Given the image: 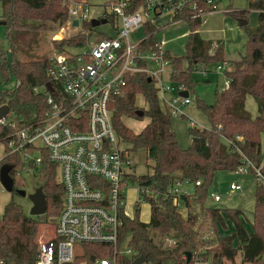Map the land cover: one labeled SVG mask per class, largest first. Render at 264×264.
I'll list each match as a JSON object with an SVG mask.
<instances>
[{
    "label": "trees",
    "instance_id": "1",
    "mask_svg": "<svg viewBox=\"0 0 264 264\" xmlns=\"http://www.w3.org/2000/svg\"><path fill=\"white\" fill-rule=\"evenodd\" d=\"M75 1L88 3V0ZM0 2L3 7L1 18L11 41L14 34L20 40H29L30 36L34 43H39L42 31H56L69 20L70 0ZM142 2L127 0V11L137 10ZM210 10L212 7L205 4L196 8L186 6L179 8L172 17L173 22L184 21L189 26L186 53L174 56L167 52L172 67L169 78L175 85L195 87L198 83L194 78L195 71L227 61L223 43L204 39L199 33L202 24L200 12ZM251 10L259 12L258 25L255 28L248 27L247 23L243 25L247 33L246 49L238 60L229 62L230 68L226 70L229 86L216 90L214 103L199 101L211 127L190 126L191 145L188 148L180 146L172 126V116L162 109L158 87L147 73L128 75L124 93L110 103L118 134L131 150L144 148L147 158L152 161L153 173L135 174L133 180L147 185L152 183L158 191V195L150 199V220H141L139 210L134 218H125L120 242H127L138 255H144L153 264H193L195 257L210 264H224L226 260L234 259L239 251L242 264H264V185L256 182L251 230L245 225L242 209L206 205L217 171H236L247 159L264 169V0H249L247 7L231 9L228 13L235 19L247 20ZM169 24L145 22L139 49L155 50L159 42L158 33ZM94 28L92 20L84 22L80 33L53 40L55 49L65 52L84 46L88 38L86 32ZM12 44L14 46V42ZM51 66L49 57L16 60L13 55H0L2 78L8 80L13 74L17 79L15 88L0 92V106L9 108L5 122L0 123V143L5 146L0 167L3 164L12 166L10 175L14 179L26 161L21 152H11L9 148L10 140L15 138L11 122L34 128L41 124L48 104L46 95L42 91L36 92L35 88L47 84ZM138 93L144 95L148 104L147 109H142V116L138 114L141 108L136 103ZM249 95L257 104L254 116L246 107ZM123 116L147 117L149 122L137 133L124 123ZM30 151L42 157L38 165L33 162L29 165L33 167V174L39 176V186H43L46 194L47 210L42 215L29 214L13 198L5 205L0 214V260L5 264H36L40 227L44 223H52L48 217L58 216L63 206L64 187L57 180L58 165L44 151L34 148ZM176 180H186L192 185V190L183 195L184 214L171 198L162 195ZM197 181L200 184H196ZM12 193L18 194L16 191ZM203 225H209L210 235L203 234ZM164 237H170L176 243L165 245ZM80 251L69 264H95L97 258L113 253V248L107 243H83ZM188 252L191 253L189 260ZM118 258V264L130 261L127 257L118 255Z\"/></svg>",
    "mask_w": 264,
    "mask_h": 264
},
{
    "label": "built area",
    "instance_id": "2",
    "mask_svg": "<svg viewBox=\"0 0 264 264\" xmlns=\"http://www.w3.org/2000/svg\"><path fill=\"white\" fill-rule=\"evenodd\" d=\"M219 0H143L135 11H127V0H111L99 18L111 22L115 33L96 37L87 31V42L78 52H54L49 58V81L36 87L46 95L48 109L41 124L17 126L15 138L9 142L11 152H21L25 164L22 173H32L29 162L39 164L41 156L31 149L44 151L49 159L58 165L57 180L64 187L63 206L52 220V230L39 235L36 264H69L74 261L83 243H107L113 253L97 258L95 264H118L120 257L130 258L131 264L140 255L120 242V230L125 218H134L146 203L151 209V200L158 195L152 183L149 185L133 180L134 152L114 127L113 110L110 103L124 93L128 75L145 72L155 80L162 109L171 116L185 115L183 107L191 102L188 88L166 81L171 73V62L167 56L165 41L159 40L155 50L142 51L139 44L144 38V23H158V19L171 15V20L181 7L196 8L205 4L215 10ZM89 3L70 0L68 24L73 21L83 26L88 19ZM205 12L201 11L203 16ZM141 32V34H140ZM218 70L230 68L228 61L216 65ZM170 79V78H169ZM227 77L225 87L229 86ZM174 93L171 97L168 94ZM189 93V92H188ZM145 109L146 106H139ZM5 117L0 118V123ZM192 127L197 123L190 120ZM239 171H253L257 181L264 185L263 166H256L246 160ZM154 183V182H153ZM188 181H174L162 193L171 198L178 210H186L183 195L189 190L184 187ZM196 184H200L197 181ZM135 192V213L127 209V192ZM231 190H240L236 183ZM215 201L221 195L211 192ZM141 219V218H140ZM142 220V219H141ZM176 241L166 238V245ZM230 263V260H226ZM0 264H5L0 260ZM142 264H153L145 261ZM174 264V263H170ZM193 264H210L195 257Z\"/></svg>",
    "mask_w": 264,
    "mask_h": 264
},
{
    "label": "rangeland",
    "instance_id": "3",
    "mask_svg": "<svg viewBox=\"0 0 264 264\" xmlns=\"http://www.w3.org/2000/svg\"><path fill=\"white\" fill-rule=\"evenodd\" d=\"M111 0H88L90 3L88 7V19H99L107 7L105 4ZM222 1V0H221ZM224 1V0H223ZM249 0H236V4L240 6V8L247 7ZM221 3V2H220ZM223 3V2H222ZM218 7V6H217ZM3 12V7L0 2V55H4L7 57H11L12 55L16 60H27L32 57L45 58L50 57L57 50L54 47L53 40L69 38L71 36L76 35L82 31V27L72 26L65 23L61 28L56 31H42L40 34L39 43H34L30 36H28L29 40H20V38L16 37L13 34L12 41L8 38L6 25L1 22L4 21L1 18ZM255 12V13H254ZM230 15V14H229ZM232 21L239 26L237 19L232 17L231 15L228 17ZM221 18L216 16L208 22V25H223ZM105 18H101L102 23L98 26H94V30H92L93 34L96 35L97 39L101 38L104 34L113 35L115 33L113 24L111 22H105ZM104 21V22H103ZM159 24L162 22H170L169 25L165 26L157 35L158 39L165 38L169 41L167 44L170 53L174 56H182L186 53V44L188 41V36H180L185 31L189 30V26L187 22L178 21L177 23H172L171 15H165L158 19ZM248 27H256L255 25L258 23V13L254 10H251L248 14ZM240 30L241 27L239 26ZM61 33L60 38H56V35ZM141 34V32H140ZM228 35L237 43V36H234L233 33H229ZM178 36V37H177ZM205 36V35H204ZM12 42H14V46H12ZM166 46V47H167ZM82 48H72L68 49V51L78 52ZM246 49V45L244 44V51ZM217 64L210 65L206 69L209 71L203 72V70H198L194 72V78L198 82L195 87H189V97L191 102L183 107V111L185 115L172 116V126L174 131L176 132L179 144L182 148H188L191 145V135H190V120H193L197 123V127H211V123L204 112V110L200 106V100L205 101L206 103H214L215 102V92L217 89H224L225 83L227 79L226 68L225 70H218L216 67ZM166 81H170L169 78L166 77ZM17 85V79L12 74L8 80H5L0 75V92L5 90H12ZM174 95V93L168 94V97ZM136 102L140 106H146L145 97L143 94H137ZM246 107L248 111L254 116L257 114V104L253 96L249 95L246 100ZM124 123L132 128L135 132H139L142 130L144 126L149 121V118L145 117L143 119H138L134 116L123 119ZM134 152V161L136 163V167L134 171L137 174H152L153 168L151 166L152 161L147 158V153L144 148H140ZM3 144L0 143V155H3ZM262 158L264 160V135L262 137ZM257 178L252 172H242L239 170L236 171H227L220 170L217 171L211 184L209 191L216 192L221 195V199L219 201H215L210 196L206 201L207 206H215L222 208H240L244 212V222L249 230H251V222L253 219V210L255 206V186H256ZM236 183L241 186L240 190H231L230 184ZM192 186L191 184L186 183L184 187L189 189ZM15 187L25 189L27 191L26 195L21 194H13L6 191L2 184L0 183V209L4 207V204L10 199H14L18 203L23 205L24 210L31 214V209L33 206L32 201L29 198V194L34 192L36 188L39 187V176H36L32 173H22L18 174L15 177ZM191 189H189L190 191ZM135 192L132 189H129L127 192V209L131 213H135ZM198 212L199 210L196 209ZM183 214L186 213V210L183 209ZM53 215V214H52ZM151 216L150 206L146 203L141 204L140 218L143 221L148 222ZM203 219V215L200 214ZM55 217L50 216L48 220L53 219ZM209 224V222H208ZM52 230V223H44L39 230L40 235L43 233H50ZM203 234L206 236L211 234L209 229V225H203L202 229ZM163 243L166 245V237L163 238ZM81 252V251H80ZM239 259V257H237ZM237 262V260H235ZM224 264H230L225 261Z\"/></svg>",
    "mask_w": 264,
    "mask_h": 264
},
{
    "label": "crops",
    "instance_id": "4",
    "mask_svg": "<svg viewBox=\"0 0 264 264\" xmlns=\"http://www.w3.org/2000/svg\"><path fill=\"white\" fill-rule=\"evenodd\" d=\"M243 8H245V7H243ZM243 8H240V6L238 4H236V0H224V1L223 0L222 1L219 0L218 7L215 10L207 11L202 16V24L199 27L200 35L202 36V38L207 39V40H214V41L222 42L223 45H224V57H225V59L228 62L233 61V60H238L241 57V55L245 52L244 51V44L246 45L247 33H246L245 29L243 28L244 24L243 25L240 24V20H242L243 22L246 21L247 24H248V21L247 20H243V19H237V21L239 23L238 25L241 27V30H240L239 26H237V24H235L234 21H232L230 18H228L230 16L228 12L231 9H243ZM254 11H256L258 13V21H259V12L257 10H254ZM216 16L221 18L220 20L222 21L223 25L222 26L221 25L218 26V25H215V24H212V23L210 25H208V22L210 20L212 21V19L214 17H216ZM166 22H168V21H166ZM166 22H162V25L165 24ZM177 22H172V23H177ZM101 23H102V21H101ZM157 24L160 25L159 21H158ZM257 25H258V23L255 26H257ZM253 28H255V27H253ZM228 32L229 33H233L234 36H237V43L234 42V40L231 38V36L228 35ZM188 34H189V30L185 31L180 36H183V35L184 36H188ZM159 40H164L165 41V47L167 46V44H169V41H170V40H167L165 38H162V39H159ZM166 49L170 53V50H169L168 46L166 47ZM200 70H203V72L209 71L208 69H204V68H201ZM167 78H169L168 75H167ZM138 94H142V93H138ZM188 94L189 93L187 92V95ZM145 104H146L145 109H147L148 104H147L146 100H145ZM137 105H139V104H137ZM124 118H127V116H123L122 119H124ZM139 132H137V133H139ZM3 150H4V153H5V146L4 145H3ZM4 153H3V155H0V160L3 158ZM0 183H1V181H0ZM2 187H3V185H2ZM189 189L192 190V186H190ZM189 189H187V190H189ZM9 201H7L4 204V207ZM4 207L2 209H0V214L3 213ZM237 257H239V259H237ZM229 260H230V264H242V253H241V251L238 252V254L235 256L234 259H229ZM235 260H237V262ZM243 264H252V263L245 262Z\"/></svg>",
    "mask_w": 264,
    "mask_h": 264
},
{
    "label": "water",
    "instance_id": "5",
    "mask_svg": "<svg viewBox=\"0 0 264 264\" xmlns=\"http://www.w3.org/2000/svg\"><path fill=\"white\" fill-rule=\"evenodd\" d=\"M1 23L5 24V21H2ZM100 23H101L100 20L92 19V25L93 26H98ZM73 24L75 26H77L78 20L75 19L73 21ZM240 24L241 25L246 24V21L243 22L242 20H240ZM46 85L49 89L53 90L50 83H47ZM183 93L185 95H187V91H184ZM8 111H9V108L7 107V105H1L0 106V118L5 117V115L8 113ZM138 114L142 116L144 114V111L141 109L138 111ZM11 169H12V166H10L8 164H3L0 167V181H1L4 189L7 190L8 192H11V193L13 191H16L18 194L26 195L27 191L25 189L15 187V179L10 175ZM29 198L33 203V206H32L31 212H30L32 215H42V214L46 213L47 202H46V194L43 190V186H39L38 188L35 189L34 192L30 193ZM187 256H188V260H189L191 257V253L188 252ZM145 261H146V257L144 255H140L135 260H133V262L131 264H142Z\"/></svg>",
    "mask_w": 264,
    "mask_h": 264
},
{
    "label": "bare ground",
    "instance_id": "6",
    "mask_svg": "<svg viewBox=\"0 0 264 264\" xmlns=\"http://www.w3.org/2000/svg\"><path fill=\"white\" fill-rule=\"evenodd\" d=\"M61 35H62L61 33L57 34V35H56V38H60Z\"/></svg>",
    "mask_w": 264,
    "mask_h": 264
}]
</instances>
